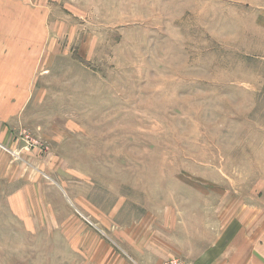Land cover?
Listing matches in <instances>:
<instances>
[{
	"label": "rangeland",
	"instance_id": "obj_1",
	"mask_svg": "<svg viewBox=\"0 0 264 264\" xmlns=\"http://www.w3.org/2000/svg\"><path fill=\"white\" fill-rule=\"evenodd\" d=\"M28 1L31 47L0 56V264H190L263 221L264 0Z\"/></svg>",
	"mask_w": 264,
	"mask_h": 264
},
{
	"label": "crops",
	"instance_id": "obj_2",
	"mask_svg": "<svg viewBox=\"0 0 264 264\" xmlns=\"http://www.w3.org/2000/svg\"><path fill=\"white\" fill-rule=\"evenodd\" d=\"M31 4L28 0H0L1 59L18 61L23 57L20 54L23 52L22 46L31 47L29 34L33 35L36 31L34 8ZM4 44L15 45L17 48H8L5 52L7 47ZM29 58H34V55ZM232 226L229 231L220 232L214 242H208L210 245L192 248L189 251L190 264H264V219L239 218ZM158 248L159 252H163ZM128 255L124 251L110 253L111 261L108 264H140ZM160 256L155 259V264H164L167 260L184 255L176 252L172 256Z\"/></svg>",
	"mask_w": 264,
	"mask_h": 264
},
{
	"label": "built area",
	"instance_id": "obj_3",
	"mask_svg": "<svg viewBox=\"0 0 264 264\" xmlns=\"http://www.w3.org/2000/svg\"><path fill=\"white\" fill-rule=\"evenodd\" d=\"M164 264H189L184 262L181 258L174 257L171 260L166 261Z\"/></svg>",
	"mask_w": 264,
	"mask_h": 264
}]
</instances>
